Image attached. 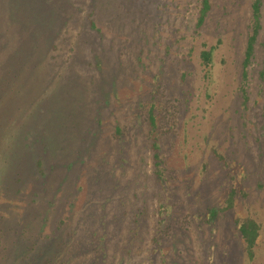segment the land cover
Returning <instances> with one entry per match:
<instances>
[{"label": "rangeland", "instance_id": "rangeland-1", "mask_svg": "<svg viewBox=\"0 0 264 264\" xmlns=\"http://www.w3.org/2000/svg\"><path fill=\"white\" fill-rule=\"evenodd\" d=\"M253 1L210 0L197 29L201 0H0V264H264ZM245 218L261 227L251 261Z\"/></svg>", "mask_w": 264, "mask_h": 264}, {"label": "trees", "instance_id": "trees-1", "mask_svg": "<svg viewBox=\"0 0 264 264\" xmlns=\"http://www.w3.org/2000/svg\"><path fill=\"white\" fill-rule=\"evenodd\" d=\"M200 3H201L200 9H199L198 18L196 21L197 29L200 28L204 24L207 14L211 9L210 0H201ZM260 18H261V0H254L251 5V33L248 35L247 40H246L244 59L242 62V79L244 82H246L248 78V67L251 65V61L254 56L256 39L259 34V31L261 30ZM213 50L214 48L212 47L207 50L204 49L200 53L201 65L203 66L205 71H208L209 68L211 67ZM242 92H243V102L242 103L246 104V102L248 101V98L243 88H242ZM148 120L150 124L149 137L152 140L151 148L154 151L153 158L154 160L157 161L159 160V154H158L159 146L155 138V117L153 115L152 108L149 110ZM116 131H119V129L117 128ZM37 165H41V162L38 161ZM158 167H159V164H156V168ZM161 172L162 171L158 168L156 170V176L158 177L160 181H163ZM235 194L236 192L234 190H231L228 193L224 207H221V208L210 207L208 209V214H209V218L211 221L215 220L221 213H225L233 209ZM102 207H104V205H102ZM134 218H135V215H134ZM163 222H164L163 220L159 221L160 224ZM234 223H235L237 232L243 241L244 251L246 253V256L248 260L251 261L254 258V251L257 245V241L260 237L261 227L255 220L250 219V218H245L243 220L242 219L235 220ZM94 237L96 238V243H91V245H93L94 248L98 252L105 255L106 240H107L106 230H104L100 236H98L97 233H95ZM98 258H101L100 254ZM99 262H100V259H99Z\"/></svg>", "mask_w": 264, "mask_h": 264}]
</instances>
